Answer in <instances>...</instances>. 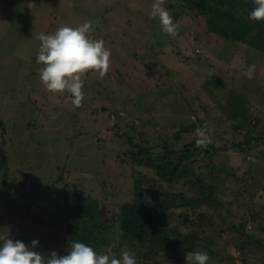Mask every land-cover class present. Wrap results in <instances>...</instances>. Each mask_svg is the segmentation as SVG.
Here are the masks:
<instances>
[{
  "label": "rangeland",
  "instance_id": "obj_1",
  "mask_svg": "<svg viewBox=\"0 0 264 264\" xmlns=\"http://www.w3.org/2000/svg\"><path fill=\"white\" fill-rule=\"evenodd\" d=\"M199 2L165 0L179 26L171 37L150 18L153 0H0V148L3 140L7 155L0 168V236L29 246L37 240L34 250L44 255L49 243L50 253L66 255V188L98 196L111 212L132 198L135 185L145 199L159 191L197 198L205 188L198 183H160L151 168L132 162L128 139L143 145L148 139L153 151L163 143L178 150L205 125L215 147H199L194 172L211 184L214 200L166 210L153 228L172 239L194 233L193 249L141 245L118 229L96 252L119 258L130 251L137 264H186L189 251L207 253V264L260 263L263 253L240 226L264 237L257 230L264 227V51L207 30ZM241 2L235 11L249 19L253 0ZM86 21L91 38L110 50V68L103 78L92 71L82 77L84 100L74 109L67 92L45 91L36 37ZM251 64L256 71L249 80L243 71ZM191 122L193 130L175 137Z\"/></svg>",
  "mask_w": 264,
  "mask_h": 264
},
{
  "label": "trees",
  "instance_id": "obj_2",
  "mask_svg": "<svg viewBox=\"0 0 264 264\" xmlns=\"http://www.w3.org/2000/svg\"><path fill=\"white\" fill-rule=\"evenodd\" d=\"M242 0H200L202 14L205 17L207 30L219 34L223 38L233 39L253 46L260 51H264V21H254L252 24L247 17L236 13ZM248 3V0H243ZM191 4V3H190ZM189 4V5H190ZM254 6H248V13ZM198 120L200 118L198 117ZM0 125L1 122H0ZM241 125V123H240ZM205 126V125H204ZM235 128L238 127L234 125ZM195 128V123L181 124L179 131L175 135L178 137L181 132H189ZM2 133L4 128L2 127ZM131 142L129 154L132 162L151 168L156 176L160 179V183L172 185L175 183H198L199 186L208 190L204 194V190L200 192V196L195 199L187 200L183 193L159 191L150 199H145L142 195L141 185H135L133 196L128 201L116 203V210L111 212V204L105 200H101L98 196L83 194L74 189L66 188L63 193V207L65 216V228L69 241L82 242L99 250L107 246L115 237L118 229L123 238L137 239L141 245L147 240L154 243L161 250H171L173 253L183 249H193L195 246V234L189 232L183 238L161 237L165 234L163 229H153L159 221L160 216L167 210L180 209L183 206L197 209L201 206L209 205L214 200L213 190L210 183L202 182L201 176L194 172L196 159L200 156V149L195 143V139L183 144L180 149L169 148L166 143L162 144V150L153 151L154 146L148 143V139H144L145 145ZM213 141V140H212ZM0 148V168H3L7 161V155L3 148ZM210 147H215L212 142ZM198 167L200 165H197ZM210 166V165H209ZM210 173H213V167H210ZM212 175V174H211ZM195 177L192 180V177ZM137 183L143 181L136 179ZM154 183L150 182V186ZM156 188V187H154ZM203 189V188H202ZM179 202L174 203L176 200ZM170 209V210H169ZM200 221L205 215L201 213ZM191 222L194 223V221ZM242 235L254 239L257 246L264 255V237H254L253 232H244ZM257 230L264 232V227ZM211 242V241H210ZM242 251L244 246L240 247ZM45 256L50 254V244H44L42 247ZM53 247L51 246V251ZM152 251V248H150ZM228 255L227 257H229ZM259 264H264V256Z\"/></svg>",
  "mask_w": 264,
  "mask_h": 264
},
{
  "label": "clouds",
  "instance_id": "obj_3",
  "mask_svg": "<svg viewBox=\"0 0 264 264\" xmlns=\"http://www.w3.org/2000/svg\"><path fill=\"white\" fill-rule=\"evenodd\" d=\"M165 0H153L150 18L157 19L161 31L171 37L178 33V24L173 21L170 12L164 7ZM254 7L249 19L264 21V0H253ZM31 7V5H29ZM93 30L90 21L77 27L61 26L53 34L40 33L36 63L42 65L38 70L39 79L45 91L56 94L67 92L73 108L82 107L84 100L82 77L92 71L103 78L110 68L111 52L105 48L102 39H93L89 35ZM256 65H247L243 71L245 78L255 76ZM195 143L198 147H207L212 141V129L207 126L196 129ZM0 264H137L134 253L123 251L119 258L108 254H98L93 247L72 242L66 255L55 251L47 256L34 250L39 241H31V246L19 240L0 236ZM209 256L205 252L189 251L185 254L186 264H207Z\"/></svg>",
  "mask_w": 264,
  "mask_h": 264
}]
</instances>
